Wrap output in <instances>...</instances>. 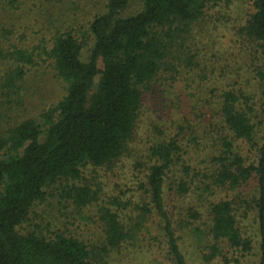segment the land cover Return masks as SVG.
Returning <instances> with one entry per match:
<instances>
[{"label": "trees", "instance_id": "1", "mask_svg": "<svg viewBox=\"0 0 264 264\" xmlns=\"http://www.w3.org/2000/svg\"><path fill=\"white\" fill-rule=\"evenodd\" d=\"M231 1L142 0L124 15L131 0H103L104 12L84 21L75 0H0V264H99L128 253L152 217V243L135 251L155 246L170 264H190L193 251L206 263L264 264V0L229 29L242 55L224 48L218 61L220 13L209 12ZM39 65L60 95L33 107L44 111L37 120L25 81ZM148 96L162 108L154 136L129 151ZM127 150H143L133 169L144 173L145 202L111 205L135 210L134 224L103 208L97 245L38 226L22 232L53 186L110 168ZM96 196L66 184L60 199L80 209Z\"/></svg>", "mask_w": 264, "mask_h": 264}, {"label": "rangeland", "instance_id": "2", "mask_svg": "<svg viewBox=\"0 0 264 264\" xmlns=\"http://www.w3.org/2000/svg\"><path fill=\"white\" fill-rule=\"evenodd\" d=\"M75 1L79 2L81 6L78 10V15H80L84 21H88L98 12H104L102 5L103 0ZM141 3L142 0H131L130 7L124 15L134 14L140 9ZM229 4L230 6L227 8H216L209 12L211 14L220 13L217 19L221 21L213 30L211 28L212 39L216 40L218 43L214 53L221 57L218 61L222 59L223 49H230L231 47V45L229 46L231 35L229 29L233 30L243 26L247 16L252 12L251 0H232ZM233 33L232 31V34ZM201 41L205 40L202 39ZM230 50H233L235 55H242L241 48ZM31 71V76L27 77L25 81V84L31 87L29 89L30 97H28L26 106L28 107V111L30 110L29 113L31 116L38 120L39 116L44 113V111L33 107L41 103V101L45 104L54 102L57 96L60 95V84L42 65L37 66ZM157 103L158 102L155 101L153 102L150 96L145 99L142 115L139 117L136 127L137 133L129 144V151L134 148H143L144 150V143L141 144V142L147 137L154 136V134L151 133L150 122L154 121V111H157V109L158 112L162 111V108ZM158 115L159 114H157V116ZM143 150L133 151L130 155L127 150L123 153L120 160L110 168L92 169L86 167L82 169V176L80 179L53 186L48 194H46L45 199L37 203L31 210L29 221L23 225L22 232H28L31 231V229L34 230V228L38 226L45 236L48 237L53 238L55 234L62 233L77 237L90 245H97L99 243L102 244L105 237V223L101 219L103 208L109 209L112 213H118L125 224H134L136 221L132 220L136 215L135 210H131L132 208L128 207L122 211L119 210L118 206L111 205V203H113V199L116 198H119L122 203L128 201L136 202V204L145 202V198L136 191L137 178L143 177L144 173L133 169L134 162H139L140 160L138 158L144 155V153H142ZM66 184H72L77 187L83 185L90 187L91 190L97 193L96 200L91 205L80 209L75 207L69 200H61V189H65ZM178 215L181 216L182 212L177 213L175 219H178ZM155 221L153 217L144 221L142 229L138 231L135 240L127 241L130 247L126 248V250L130 255L123 252V254L114 255L108 260L103 258L102 262L99 260V264H136V260H142V264L146 262L149 264V262H154V260V264H170L167 260L163 261L159 259V250L155 246L151 247L153 249L150 254L147 248L143 250V252H140L141 249L135 251L133 248V245L140 246L143 243L146 245L149 242L152 243L149 236L146 234V228L152 233H155L157 230ZM176 221L180 222L181 220ZM181 232L187 233L185 224H183ZM187 237L190 239L189 236ZM248 258V262L253 260V257ZM133 259H135V261L131 263ZM188 259L190 264H224L221 258L206 263L195 251L189 252ZM247 261L242 260L241 264H250L247 263Z\"/></svg>", "mask_w": 264, "mask_h": 264}]
</instances>
